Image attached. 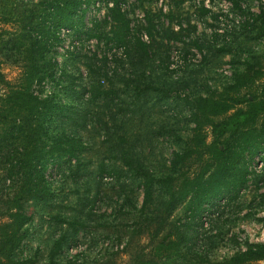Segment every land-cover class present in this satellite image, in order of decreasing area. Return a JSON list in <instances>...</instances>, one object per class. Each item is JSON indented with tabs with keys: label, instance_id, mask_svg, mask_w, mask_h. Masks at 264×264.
<instances>
[{
	"label": "rangeland",
	"instance_id": "obj_1",
	"mask_svg": "<svg viewBox=\"0 0 264 264\" xmlns=\"http://www.w3.org/2000/svg\"><path fill=\"white\" fill-rule=\"evenodd\" d=\"M97 1L98 7L96 0H83L75 30H56L47 53L54 62L52 76L33 85L40 98L52 100L45 119L46 148L60 144L63 136L82 148L72 158L47 157L43 174L50 203L24 204L30 221L17 256L32 264L166 261L168 252L157 259L153 249L160 241L176 240L170 233L177 229L176 262L217 264L263 241L264 162L258 155L250 160L242 189L222 193L193 219L185 216L183 203L165 213L158 191L142 210L143 190L122 158L164 175L173 153L191 134L189 101L220 91L249 63L264 73V33L258 36L264 0H122L130 34L121 47L106 38L113 1ZM0 16V30L13 32L11 21ZM137 37L147 44L145 53L135 45ZM16 57L8 48L0 51V71L10 82L21 72ZM96 88L102 93L93 97ZM100 165L121 174L100 177ZM6 176L0 170V206L13 188ZM61 234L68 239L52 256Z\"/></svg>",
	"mask_w": 264,
	"mask_h": 264
},
{
	"label": "trees",
	"instance_id": "obj_2",
	"mask_svg": "<svg viewBox=\"0 0 264 264\" xmlns=\"http://www.w3.org/2000/svg\"><path fill=\"white\" fill-rule=\"evenodd\" d=\"M112 1L111 36L106 38L121 47L128 41L130 20L122 10V0ZM83 3V0H36L27 4L22 0H0V15H5V20L15 26L13 32L0 30V51L7 48L14 51L21 65L15 82L7 80L0 71V170L7 172V180L13 186L0 206V218H3L0 221V264H32L17 256L27 235L25 225L30 221L24 204L28 201L38 206L50 203L52 192L43 174L48 156L58 153L59 158L62 155L72 158L75 151L82 148V145L72 144V137L63 135V139L59 138L60 144L46 148L45 119L52 100L40 98L34 93L33 85L52 76L50 70L54 62L47 58L49 43L56 39V30L78 27L74 16ZM235 6L238 5L235 3ZM261 13L263 16L264 10ZM152 28L149 21L148 34ZM260 32L258 36L264 33V26ZM135 45L146 52L147 44L140 38H136ZM256 82H259L257 89H253ZM96 89H93V97L102 93ZM189 106L191 134L184 146L173 153L167 173L157 176L137 160L122 158L124 165L134 171L143 190L142 210L152 203L154 192L158 191L165 213L183 203L185 216L193 219L222 193L238 192L245 186L254 155L264 162V73L261 70L249 63L220 91L199 94L189 101ZM192 166L194 168L190 169ZM97 172L100 177L103 173L114 177L121 174L114 167L107 170L104 165L98 166ZM75 224L70 223L74 231ZM173 233L176 240L160 241L153 249L155 258L162 259L168 252L169 259L141 264H180L174 253L181 235L177 229L170 234ZM67 239L68 236L61 234L53 242L52 256L58 254ZM260 261H264V240L247 244L243 250L217 264H257Z\"/></svg>",
	"mask_w": 264,
	"mask_h": 264
},
{
	"label": "built area",
	"instance_id": "obj_3",
	"mask_svg": "<svg viewBox=\"0 0 264 264\" xmlns=\"http://www.w3.org/2000/svg\"><path fill=\"white\" fill-rule=\"evenodd\" d=\"M95 4H96V7L99 6V2L97 0H96ZM110 5H112V2H110ZM61 31L66 32V33L69 32V30H65V29H61Z\"/></svg>",
	"mask_w": 264,
	"mask_h": 264
}]
</instances>
